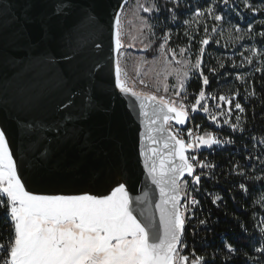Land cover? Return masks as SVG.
I'll return each instance as SVG.
<instances>
[{
  "label": "water",
  "instance_id": "1",
  "mask_svg": "<svg viewBox=\"0 0 264 264\" xmlns=\"http://www.w3.org/2000/svg\"><path fill=\"white\" fill-rule=\"evenodd\" d=\"M129 1L0 0V127L27 189L109 194L126 169L138 218L151 217L158 226L159 191L139 156L152 109L140 116L135 97L115 88L111 17L117 3L123 12ZM69 98L74 106L67 110Z\"/></svg>",
  "mask_w": 264,
  "mask_h": 264
},
{
  "label": "snow or ice",
  "instance_id": "2",
  "mask_svg": "<svg viewBox=\"0 0 264 264\" xmlns=\"http://www.w3.org/2000/svg\"><path fill=\"white\" fill-rule=\"evenodd\" d=\"M224 2L227 3L228 0ZM244 6L253 12L260 11L248 3V0H245ZM137 8L144 13L161 11L155 0L147 5L138 4ZM122 9L123 4L117 3L111 17L114 38L112 51L118 56L124 48ZM211 11L209 9V12ZM133 15L140 21L141 30H151V25L147 23L145 17L136 13ZM196 15L203 13L198 11ZM214 19L221 21L223 17L215 15ZM259 35L264 37V32H260ZM170 39L166 33L160 45L166 61L169 52L172 53V59H176L175 51L165 48ZM200 44V52L194 64L190 59L176 61L183 66L182 69L175 70L181 89L193 69L200 72L204 86L209 84L208 77L203 75L201 69L204 46L209 44V39H202ZM95 47L100 49L102 44L96 43ZM186 51L181 49L180 55L184 56ZM141 63L147 61L142 60ZM96 68L103 71L99 63ZM114 74L115 88L125 96L135 97L139 102L140 116L147 118L149 114L145 110L146 107L150 106L152 109L147 133L140 134L139 156L143 158L144 172L159 191V202L154 205L159 212L158 226L151 217H145L147 222L138 218L134 198L130 195L133 189L131 176L127 174L126 169H122L119 178L112 181L109 194L34 193L27 189V182L18 173L17 161L13 158L6 129L0 127V208L6 209L5 216L12 228L11 235L0 241V253H3L0 255V264H208L203 256L196 255L194 251L191 255L182 254V249L187 247L183 242L185 225L188 222L187 213L200 203L189 193L188 181L184 177L185 175L191 177L193 186L199 185L203 173L197 174V167L201 169L213 167L187 153L190 149L202 145L211 147L231 141H221L213 134L207 133L186 142L180 138L178 130L173 132L166 127L170 120H175L176 124L180 125L187 122L189 112L183 103L177 105L176 101L154 94L141 97L123 78L126 73L119 59L115 61ZM164 90L168 91L167 86ZM175 95L179 96L180 92L177 91ZM205 95L202 88L191 107L192 112L200 109L204 112L209 111L206 104H201ZM219 100L229 105L232 103L231 99L225 96H220ZM89 104L95 107L94 97L89 98ZM73 106L71 98L67 104H63L67 110ZM235 108L244 111L239 103L235 104ZM71 118L69 111L67 119ZM212 119L215 120L216 117L213 116ZM225 123L228 121L225 120ZM53 130L59 134V127ZM188 135L192 137L191 130ZM145 139L150 142L149 146L143 144ZM256 179L264 180V176H258ZM240 188L248 191L244 184H241ZM193 190L197 189L193 187ZM219 199L220 197H216L213 203ZM141 202L139 197L135 198L136 204ZM140 215L143 216L144 213L141 212ZM200 223L204 224L206 221L201 220ZM259 231L264 234V227ZM225 247L230 253L235 251L230 244H226ZM257 251L264 254V245Z\"/></svg>",
  "mask_w": 264,
  "mask_h": 264
},
{
  "label": "trees",
  "instance_id": "3",
  "mask_svg": "<svg viewBox=\"0 0 264 264\" xmlns=\"http://www.w3.org/2000/svg\"><path fill=\"white\" fill-rule=\"evenodd\" d=\"M248 1L253 7L260 9L258 13L264 22V8H260L264 6V0ZM210 2L214 4L217 14L226 17L239 19L241 15L253 13L252 10H245L242 0H228L227 3L224 0H181L179 4L158 0L161 11L151 16L158 34L156 44H162L166 33H171L175 38V32L182 29L186 21L185 13L205 7L209 9ZM260 32H264V25L253 30L250 44L264 50V37L259 35ZM206 51L203 75L208 77L209 84L204 86L201 77L199 82L192 81L190 87L196 93H200L203 88L205 93L211 95L246 97L247 102L243 101V104L247 123L245 135L237 137L232 148L214 157L217 164L214 174L216 180L204 184L203 191L218 192L222 200L216 207L212 199L201 198L203 208L197 224L186 227L188 250L185 255H191L194 251L196 255L203 256L208 264H264V254L257 251L264 245V234L259 231L264 227V180L256 179L264 176V63L257 71L249 67L242 69L245 66L231 68V60L218 57L213 44ZM237 74L245 76L244 84L235 80ZM192 121L199 132L213 127L210 118L205 114H193ZM247 159L251 160L249 167ZM235 165H240L248 172V177L235 176ZM241 184L247 185L246 196L240 189ZM5 211L6 209L0 208V241H4L12 233ZM201 220L206 223L201 224ZM226 244L232 245L235 251L228 252Z\"/></svg>",
  "mask_w": 264,
  "mask_h": 264
},
{
  "label": "rangeland",
  "instance_id": "4",
  "mask_svg": "<svg viewBox=\"0 0 264 264\" xmlns=\"http://www.w3.org/2000/svg\"><path fill=\"white\" fill-rule=\"evenodd\" d=\"M175 4H179L181 0H168ZM245 3V0H242ZM153 0H130L124 8L122 14L123 26L125 35L123 36L124 48L121 50V54L118 56L121 67L126 73L123 78L125 80H131L134 84H137L135 90L139 94L143 95H156L157 97L164 96L166 99L176 101L177 105L183 103L186 110L189 112V118L193 114L200 113L209 116V111L204 112L202 109L192 112L191 107L195 104L199 93H196L190 87L192 81H201V75L198 70L193 69L190 73L189 79L184 84V87L179 88V84L175 75L176 69H182V65L178 64L177 60L190 59L194 64L196 57L199 55L201 44L200 41L204 38L209 39V44L205 47L203 55V63L201 69H204V56H206L209 45H214V51L218 57L224 59H230L232 64L231 68L242 69L247 67L260 70L264 63V50L250 44L251 34L255 28L264 25L263 18L257 12H253L251 15L246 13L241 15L239 19L233 17H226L221 15L223 19L216 21L214 19L217 14L214 10V4L210 2L209 9H201L199 12L203 15H196L197 9L194 11H188L185 13L186 21L182 25V29L175 32L176 37L173 38L171 33L168 35L171 39L165 46L166 49H172L176 53V59H172V53H167V61L162 54L160 45L156 44L158 34L154 28L152 21V15L159 12L144 13L137 8L138 4H149ZM158 3V0H155ZM248 3H250L248 1ZM251 4V3H250ZM264 8V6H260ZM245 10H251L245 7ZM136 13L139 16L145 17L147 23L151 25V30L140 28V21L136 18ZM249 25H251V31H249ZM207 28V32H205ZM215 29V31H213ZM258 30V29H257ZM182 35V37H179ZM191 38V39H190ZM187 42L186 44H182ZM163 43V42H162ZM129 45H132L131 47ZM147 45V47H145ZM186 49L184 56L180 55V50ZM230 51H233V53ZM142 60H146L147 63H141ZM251 61V63L249 62ZM170 73V74H169ZM236 81L244 84L245 76L237 74ZM143 81L144 83H141ZM165 86L168 91L165 92ZM179 91L180 95L175 93ZM205 98L201 101V104H206L209 109V97L210 93H205ZM188 121V120H187ZM187 123V122H186ZM185 123V124H186ZM197 135L205 136L206 133L199 132ZM214 146V145H212ZM211 146V147H212ZM199 148H209L207 146H200ZM188 154V153H187Z\"/></svg>",
  "mask_w": 264,
  "mask_h": 264
},
{
  "label": "built area",
  "instance_id": "5",
  "mask_svg": "<svg viewBox=\"0 0 264 264\" xmlns=\"http://www.w3.org/2000/svg\"><path fill=\"white\" fill-rule=\"evenodd\" d=\"M129 87H132L134 90L137 89V84H134L131 80H126ZM225 96L229 99H231L232 103L229 105L226 102L220 101L219 97ZM242 99V101H241ZM243 101L246 103L247 98L239 97L238 95H229V94H222V95H216L213 94L209 97V118L211 122L213 123V127L205 130L204 132L213 134L217 139L221 141H231V143H221L219 145H214L209 148H196V149H190L188 151L189 155H194L197 157V160L202 161L205 164L213 165V167H206V168H199L197 167L196 171L197 174L203 173L201 176V183L199 185L193 186L191 184V177H186L185 179L188 181V191L189 193L194 196L198 201H200L199 205L193 209L191 212L187 213L188 216V222L185 225V231L187 225L190 224L195 226L199 219V213L201 212L203 208V203L201 198H210L212 201L216 197H220L219 200L214 203L216 207L219 206L220 201L222 200V196L218 192H209L206 193L203 191V185L207 184L208 182L215 181L214 174L217 170V164L214 162V157L219 154L222 151H225L229 148H232L235 144L236 138L241 137L245 135L246 130V108L243 104ZM239 103L244 111H240L239 109L235 108V104ZM229 107H231V112H229ZM216 117L215 120L212 119V117ZM225 120L228 121V123H225ZM236 125L237 127H233ZM168 128H170L173 132L179 131L180 138L184 139L186 142H189L192 138L198 137L197 135V129L195 128L192 117H190L185 124L184 127L177 126L172 120L168 122L167 125ZM189 130H191L192 137H189L188 133ZM247 166L251 164V160L247 159ZM233 173L235 176H245L248 177V172H246L240 165H235L233 168ZM243 173V175H241ZM246 187L247 185L244 184ZM193 187H195L197 190H193ZM241 189V188H240ZM243 194L246 196L247 192L243 191ZM183 203V201H182ZM183 242L186 244L185 239V233L183 236ZM187 245V244H186ZM188 250V246L186 248L182 249V254H186ZM1 255L3 253H0Z\"/></svg>",
  "mask_w": 264,
  "mask_h": 264
},
{
  "label": "bare ground",
  "instance_id": "6",
  "mask_svg": "<svg viewBox=\"0 0 264 264\" xmlns=\"http://www.w3.org/2000/svg\"><path fill=\"white\" fill-rule=\"evenodd\" d=\"M204 9H207L206 7Z\"/></svg>",
  "mask_w": 264,
  "mask_h": 264
}]
</instances>
